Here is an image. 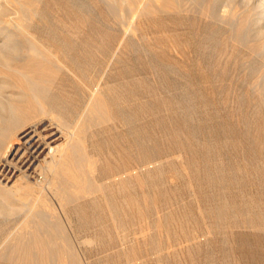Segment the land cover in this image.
<instances>
[{"label":"rangeland","instance_id":"1","mask_svg":"<svg viewBox=\"0 0 264 264\" xmlns=\"http://www.w3.org/2000/svg\"><path fill=\"white\" fill-rule=\"evenodd\" d=\"M211 3L207 11L195 1L190 12L150 15L154 24L131 30L106 26L100 2L93 10L89 0H0V26L19 41L30 30L42 42H105L64 51L87 82L103 76L108 86L112 118L88 131L98 158L91 178L131 161L133 134L140 168L153 160L136 201L126 184L107 190L111 202L74 203L87 215L72 213L66 233L74 264H264V39L256 45L247 25L218 21ZM117 43L116 62L109 45ZM72 82L79 87V78ZM114 193L119 221L111 216ZM21 219L0 214V264H26L7 252Z\"/></svg>","mask_w":264,"mask_h":264},{"label":"bare ground","instance_id":"2","mask_svg":"<svg viewBox=\"0 0 264 264\" xmlns=\"http://www.w3.org/2000/svg\"><path fill=\"white\" fill-rule=\"evenodd\" d=\"M97 1L102 5L103 23L106 26L131 30L146 25L150 15L190 12L194 9L195 1L196 5L206 4L207 11L212 4L211 0H89L91 9L96 7ZM236 4L239 6L232 7L228 0H213L215 17L232 27L236 24L247 25L251 35L247 32L246 38L259 45L264 39V0H242ZM22 23L19 22L18 26ZM150 23L154 24L151 20ZM8 28L0 26V214L6 217L15 213L16 217L19 215L22 219L15 231L8 234L12 244L8 248L6 246L7 252L16 256V261L21 260L20 263L74 264L71 254L74 246L66 233L72 227V213L76 212L79 220L87 216L83 208L78 209V204L74 206V203L79 200L81 203L82 200L86 204L87 200H96L101 204L103 199L111 202L105 195L107 190L120 189L126 184L130 185L128 189L131 190L129 200L136 201L135 189L141 172H150L153 160L140 168L136 155L137 137L133 134L131 161L124 163V166L121 164L118 170L114 169L116 172H110L112 177L105 174L104 179L100 178L105 172L103 169L99 178H91L97 169L98 158L95 160L89 151L88 131L95 123H102L111 117L108 86L103 76L87 82L86 74L83 71V75L78 74L79 70L69 64L70 52L64 51L67 47L82 49L87 46L99 50L106 46L105 42H42L30 30L25 32L29 39L19 41L15 39V32ZM19 30L22 31V27ZM109 46L112 58L119 61L121 43ZM78 78L80 85L75 88L72 81ZM132 82L135 83L134 80ZM116 87L119 90V86ZM136 114L135 111L130 114L135 130ZM112 198L114 201L121 200H115L116 196ZM118 201L111 212L115 221L123 216L118 213L121 208L116 209L122 205Z\"/></svg>","mask_w":264,"mask_h":264}]
</instances>
